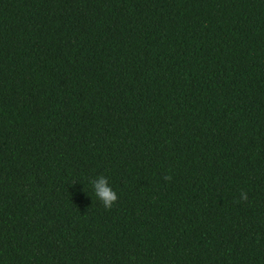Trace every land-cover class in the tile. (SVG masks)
Returning <instances> with one entry per match:
<instances>
[{
    "label": "trees",
    "instance_id": "trees-1",
    "mask_svg": "<svg viewBox=\"0 0 264 264\" xmlns=\"http://www.w3.org/2000/svg\"><path fill=\"white\" fill-rule=\"evenodd\" d=\"M0 264H264V0H0Z\"/></svg>",
    "mask_w": 264,
    "mask_h": 264
},
{
    "label": "clouds",
    "instance_id": "clouds-1",
    "mask_svg": "<svg viewBox=\"0 0 264 264\" xmlns=\"http://www.w3.org/2000/svg\"><path fill=\"white\" fill-rule=\"evenodd\" d=\"M170 178V176L165 177V179ZM88 183L91 185L95 197L102 203L105 209L110 210L113 207V204L118 200V194L110 186L108 178L103 175L90 177ZM84 191L88 192L86 188H84ZM240 199L246 201L248 199V193L242 190ZM94 203L95 200H93V204Z\"/></svg>",
    "mask_w": 264,
    "mask_h": 264
}]
</instances>
